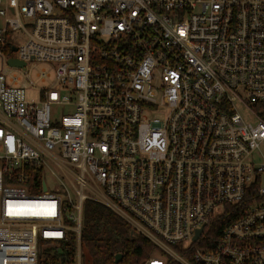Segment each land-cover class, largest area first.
I'll return each instance as SVG.
<instances>
[{"label": "built area", "instance_id": "obj_1", "mask_svg": "<svg viewBox=\"0 0 264 264\" xmlns=\"http://www.w3.org/2000/svg\"><path fill=\"white\" fill-rule=\"evenodd\" d=\"M263 174L264 0H0V264H83L88 200L143 264H264Z\"/></svg>", "mask_w": 264, "mask_h": 264}, {"label": "trees", "instance_id": "obj_2", "mask_svg": "<svg viewBox=\"0 0 264 264\" xmlns=\"http://www.w3.org/2000/svg\"><path fill=\"white\" fill-rule=\"evenodd\" d=\"M251 201L248 198L242 209L223 220L216 228V238L218 230L241 216ZM81 246L83 264H115L117 254L124 255L119 264H143L155 252L150 241L136 234L132 236V229L126 221L106 206L90 200L84 204ZM76 256L77 240L70 238L40 254V264H76Z\"/></svg>", "mask_w": 264, "mask_h": 264}, {"label": "rangeland", "instance_id": "obj_3", "mask_svg": "<svg viewBox=\"0 0 264 264\" xmlns=\"http://www.w3.org/2000/svg\"><path fill=\"white\" fill-rule=\"evenodd\" d=\"M34 64L35 67L28 69V74L34 85L38 88H47L52 85L56 79L57 64L51 62H35ZM43 74H46V78L42 77ZM42 80H44V82ZM35 92L36 91H29L28 97L38 99ZM261 186L264 187V174L262 175ZM52 246L53 245L51 244H45L42 253L48 251ZM84 254L89 258V255L86 252Z\"/></svg>", "mask_w": 264, "mask_h": 264}, {"label": "water", "instance_id": "obj_4", "mask_svg": "<svg viewBox=\"0 0 264 264\" xmlns=\"http://www.w3.org/2000/svg\"><path fill=\"white\" fill-rule=\"evenodd\" d=\"M10 64L11 65H17L19 63H17L16 61L12 60V61H10ZM22 66H23V64H22ZM199 234H200V231L198 232V235L196 236L195 240L198 238ZM133 235H134V233L132 232V236ZM123 257H124L123 254H117L116 257H115V264H119L122 261Z\"/></svg>", "mask_w": 264, "mask_h": 264}]
</instances>
